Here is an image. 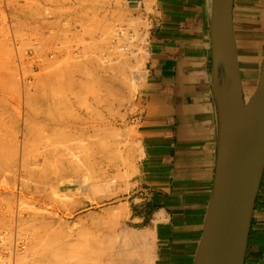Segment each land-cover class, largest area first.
Listing matches in <instances>:
<instances>
[{
    "label": "rangeland",
    "instance_id": "374dc122",
    "mask_svg": "<svg viewBox=\"0 0 264 264\" xmlns=\"http://www.w3.org/2000/svg\"><path fill=\"white\" fill-rule=\"evenodd\" d=\"M151 27L129 18L126 0H0V232L25 240L15 264H136L141 245L160 264L152 201L168 191L134 120ZM62 146L75 162L58 160ZM112 147L132 152L118 175L99 157Z\"/></svg>",
    "mask_w": 264,
    "mask_h": 264
},
{
    "label": "crops",
    "instance_id": "0c3cea01",
    "mask_svg": "<svg viewBox=\"0 0 264 264\" xmlns=\"http://www.w3.org/2000/svg\"><path fill=\"white\" fill-rule=\"evenodd\" d=\"M211 5L212 0H155L149 10L146 0H126L129 18L150 22L153 30L134 120L146 166L154 164L168 191L154 194L160 199L152 201L160 264H194L212 193L217 119ZM233 16L242 85L250 84L247 96L256 87L264 56V0H235ZM244 264H264V173Z\"/></svg>",
    "mask_w": 264,
    "mask_h": 264
},
{
    "label": "water",
    "instance_id": "95a60500",
    "mask_svg": "<svg viewBox=\"0 0 264 264\" xmlns=\"http://www.w3.org/2000/svg\"><path fill=\"white\" fill-rule=\"evenodd\" d=\"M234 1L212 0L211 5L217 155L194 264H244L264 173V56L256 87L245 96L234 29Z\"/></svg>",
    "mask_w": 264,
    "mask_h": 264
},
{
    "label": "bare ground",
    "instance_id": "6f19581e",
    "mask_svg": "<svg viewBox=\"0 0 264 264\" xmlns=\"http://www.w3.org/2000/svg\"><path fill=\"white\" fill-rule=\"evenodd\" d=\"M246 45H247V44H246ZM241 53H242V52H241ZM239 55H240V54H239ZM246 57H247V56H244V55L242 54V58H241V59H242L244 62L247 61L248 59H250V58H247V59H246ZM248 61H249V60H248ZM240 62H241V61H240ZM112 63H113V62H112ZM115 63H116V62H115ZM113 64H114V63H113ZM245 64H246V63H245ZM99 66H100V65H99ZM111 66H112V64H111ZM127 66H128V64H127ZM140 66H142V60H138L137 68L140 67ZM114 67H115V65H114ZM114 67H113V68H114ZM129 67H130V66H129ZM135 67H136V66H135ZM131 68H133V67H130V70H132ZM141 68H142V67H141ZM139 69H140V68H139ZM248 69H249V68H248ZM130 70H129V71H130ZM132 71H134V70H132ZM132 71H130V72H132ZM140 71H141V69H140ZM134 72H138V70H137V71H134ZM245 72H247L246 69H245ZM127 73H128V72H126V74H127ZM128 74H130V73H128ZM245 76L247 77V76H248V73H246ZM111 79H112V78H111ZM114 79H115V78H114ZM247 79H248V78H247ZM114 81H115V80H114ZM113 83H115V82H113ZM110 85H111V84H110ZM249 85H250V84H249ZM249 85H247V88L250 87ZM113 87H114V86H113ZM113 89L115 90V88H113ZM113 89H112V90H113ZM244 91H245V90H244ZM109 92H110V91H109ZM113 92H115V91H113ZM111 93H112V92H111ZM112 94H113V93H112ZM55 95H56V93H55ZM55 95H54V96H55ZM52 96H53V95H52ZM57 97H59V96H57ZM51 98L53 99L54 97H51ZM51 98H50V99H51ZM48 99H49V98L47 97V100H48ZM56 99H57V98H56ZM58 99H60V97H59ZM109 99H110V98H109ZM54 100H55V99H54ZM107 101H108V100H107ZM110 101H111V100H110ZM45 102H46V100H45ZM47 102L49 103V100H48ZM55 102H56V104H57V100H55ZM58 102H59V101H58ZM100 104H101V103H100ZM47 105H48V104H47ZM49 106H51V105H49ZM52 106H53V104H52ZM52 106H51V107H52ZM54 106H55V105H54ZM45 107H46V106H45ZM45 107H44V108H45ZM51 107H49V108H51ZM46 110H47V109H46ZM53 110H54V107H53V109H51V111H53ZM55 111H57V110H55ZM58 111H59V109H58ZM46 112H47V111H46ZM49 112H50V111H49ZM43 113H44V112H43ZM43 113H42V114H43ZM53 113H55V112H53ZM56 113H57V112H56ZM56 113H55V114H56ZM59 114H60V112H59ZM45 115H46V114H45ZM45 115H44V117H45ZM49 115H51V112H50ZM42 117H43V116H42ZM47 117H48V116H47ZM47 117H46V118H47ZM44 120H45V118H44ZM46 120H47V119H46ZM52 120H53V119H52ZM52 120H51V121H52ZM40 122H41V121H40ZM52 122H53V121H52ZM52 122H51V123H52ZM59 126H60V125H59ZM57 127H58V126H57ZM55 128H56V127H55ZM62 128H63V127H62ZM56 129H57V128H56ZM56 129H55V130H56ZM58 130H59V129H58ZM52 131H53V130H52ZM60 131H61V130H60ZM68 131H69V130H68ZM57 132H58V131H57ZM63 133H64V130H63ZM65 133H66V132H65ZM65 133H64V134H65ZM69 133H70V132H69ZM108 134H109V133H108ZM110 134L113 135V136H114V135L117 136V134H116V132H115L114 130H112ZM39 135H40V134H39ZM65 135H67V134H65ZM65 135H64L63 137H65ZM68 135H69V134H68ZM60 136H61V135H60ZM63 137H62V138H63ZM36 138H37L38 141H39V138H40V137H39V138L36 137ZM67 139H68V138H67ZM60 140H61V139H60ZM41 141H43V140H41ZM44 141H45V140H44ZM44 141H43V142H44ZM62 141H63V140H62ZM63 142H65V141H63ZM51 143H52V142H50V144H51ZM39 144H40V141H39ZM41 144H42V143H41ZM44 144H46V143H43L42 145H44ZM50 144H48V145H50ZM54 144H55V143H54ZM61 144H62V143H61ZM42 145H41V146H42ZM63 145H64V144H63ZM45 146H47V145H45ZM52 146L54 147L53 143L51 144V148H50V149L53 151ZM58 146L60 147V145H58ZM66 146H67V144H66ZM66 146H65V147H66ZM42 147H43V146H42ZM48 147H50V146H48ZM48 147H47V148H48ZM62 147H63V146H62ZM43 148H44V147H43ZM54 148H55V147H54ZM56 148H57V146H56ZM63 148H64V147H63ZM45 150H46V147H45ZM48 150H49V148H48ZM48 150H47V151H48ZM56 150H57V152H56V156H57L58 160H60L62 163L65 162L66 164L69 165V164H72L73 162H75V161H74V160H75V157H77V156L75 155L76 153L74 154L72 151L69 150V148H68V149H67V148H64V149L59 148V150H58V149H56ZM71 150H72V148H71ZM42 151H43V150H42ZM42 151H40L39 153H41ZM52 151H49V152H47V153H51ZM54 152H55V151H54ZM44 153H45V151H44ZM47 153H45V154H47ZM102 153H103V154H102L101 156H99V157H100L101 159L103 158L104 160H106V161H108L109 163H111V165H113V166H112V168H113L112 170H116L117 173H116V172H115V173H116L117 175L120 174V169H119V165H118L119 161L122 162L123 166L127 167V166L130 164V161H131L130 158H131V156H132V152H131V150H130V151H129V150L127 151L125 157L122 156V153H120V152L117 153V154H115L116 151H114L113 147H112L111 149H108V151H107V150H106L105 152L102 151ZM42 155H43V157L46 156V155L44 156V154H42ZM51 156H52V155H51ZM53 156H54V155H53ZM56 156H55V157H56ZM37 157H38V156H37ZM49 157H50V155H49V156H46V158H49ZM55 157H54V158H55ZM46 158L44 159V161L46 162L45 164L47 165V164L49 163V161H50V160H49L50 158L48 159L49 161H48ZM52 158H53V157H52ZM57 158H56V159H57ZM133 158H134V156H133ZM76 159H77V158H76ZM42 160H43V159H42ZM51 160H52V159H51ZM44 161H43V163H44ZM47 161H48V162H47ZM60 161H59V162H60ZM57 162H58V161H57ZM121 162H120V163H121ZM51 163H52V162H51ZM53 163H55V162H53ZM65 163H64V167H68V165L65 166ZM59 164H60V163H59ZM59 164H58V165H59ZM56 165H57V163H56ZM61 165H62V164H61ZM74 165H75V164H74ZM74 165H73V166H74ZM69 167H70V166H69ZM117 177H119V176H117ZM9 187H10V186H9ZM9 189H10V188H8V191H9ZM10 190H11V189H10ZM9 194H10V193H8V195H9ZM12 194H14V193H12ZM14 195H15V194H14ZM16 195H17V194H16ZM16 195H15V196H16ZM18 195H19V194H18ZM20 195H21V194H20ZM20 195H19V196H20ZM9 196H10V195H9ZM9 196H8V197L6 196V197H7V198H6L7 200L9 199ZM11 197H12V196H11ZM10 199H11V198H10ZM10 203H12L11 200H10ZM118 214H120V213H118ZM118 214H116V215L118 216ZM160 221H161V220H160ZM157 226H158V225H157ZM124 235H125V234H124ZM142 235H143V234H141V237H142ZM147 235H148V234H146V236H145V234H144V236H145V237H144V238H145V241H146ZM153 235H154V234H153ZM154 236H155V235H154ZM117 237H118V235L116 236V238H117ZM119 237H120V236H119ZM126 237H129L128 239H130V237L133 239V236H126ZM138 237H140V236H138ZM141 237H140V238H141ZM116 238H115V239H116ZM115 239H114V240H115ZM118 239H119V238H118ZM118 239L116 240V241H117L116 243L119 242ZM124 239H126V238H124ZM128 239H127L126 241H127V242L129 241L128 244H130V243H134L133 240H135L136 238L133 239V240H132V239L128 240ZM138 239H139V238H137L136 240H138ZM119 240H120V239H119ZM122 240H123V239H122ZM136 240H135V241H136ZM142 241H143V240H142ZM114 242H115V241H113V245H114ZM123 242H124V240L121 241L122 244H123ZM139 242H141V241H139ZM116 243H115V245H116ZM124 243L126 244V242H124ZM141 243H142V242H141ZM143 243H144V241H143ZM125 244H124V245H125ZM134 244L137 245V243H134ZM124 245H123V246H124ZM131 245H132V244H131ZM136 245H135V247H136ZM138 245H139V243H138ZM143 245H144V244H143ZM119 246H120V245H119ZM121 246H122V245H121ZM125 247H128V250H130L129 247H131V246H127V244H126ZM139 247H140V246H139ZM139 247H138V248H139ZM117 248H119V247H117ZM138 248H137V249H138ZM88 249H89V248H88ZM120 249H121V248H120ZM133 249H134V248H133ZM133 249H131V250H133ZM135 249H136V248H135ZM137 249H136V250H137ZM31 250H32V249H31ZM117 250H118V249H117ZM122 250H123V249H122ZM124 250H125V248H124ZM126 250H127V249H126ZM126 250H125V251H126ZM128 250H127V251H128ZM136 250H135V252H136ZM90 251H91V250H90ZM115 251H116V249H115ZM118 251H119V255H121V256H123V254L125 253L124 251H121V252H123V254H121L120 250H118ZM138 251H139V250H138ZM138 251H137V253H139V257H138V254H136V255H137V257L139 258V262H138V260L135 261L136 256L134 257L135 259L133 258L134 261L137 262L136 264H147V263H148V252L150 253L151 251L148 250V252H147V251L144 249V246H143V248H142V245H141V249H140V251H139V252H138ZM91 252H92V251H91ZM112 252H113V251H112ZM112 252H111V253H112ZM128 252H129V251H128ZM130 252H131V251H130ZM117 253H118V252H116V253L114 252L115 255H116ZM128 254H130V253H127V255H128ZM115 255H112V256L114 257ZM117 255H118V254H117ZM131 255H133V254H131ZM149 256L152 258L151 255H149ZM119 257H120V256H119ZM119 257H118V258H119ZM125 257H127V256H126V255L123 256V258H125ZM150 257H149V259H150ZM110 258H111V257H110ZM128 259H130V257H129V258L127 257V260H128ZM114 260H115V259H114ZM122 260H123V259H122ZM125 260H126V259H125ZM125 260H123V261H125ZM127 260H126L125 262H127ZM108 261H109V260H108ZM108 261H106V262H108ZM110 261H111V260H110ZM118 261H121V257H120V259H118ZM123 261H122V262H123ZM106 262H105V263H106ZM122 262H120V263H122ZM117 263H118V262H117ZM129 263H130V262H129ZM108 264H109V262H108ZM110 264H111V262H110ZM112 264H116V263H115L114 261H112ZM118 264H119V263H118ZM123 264H124V263H123ZM125 264H126V263H125ZM127 264H128V263H127ZM130 264H131V263H130ZM132 264H133V263H132ZM148 264H149V263H148ZM150 264H151V263H150Z\"/></svg>",
    "mask_w": 264,
    "mask_h": 264
},
{
    "label": "built area",
    "instance_id": "2783aa9c",
    "mask_svg": "<svg viewBox=\"0 0 264 264\" xmlns=\"http://www.w3.org/2000/svg\"><path fill=\"white\" fill-rule=\"evenodd\" d=\"M26 251L25 240L17 229L0 232V264H15L16 258Z\"/></svg>",
    "mask_w": 264,
    "mask_h": 264
}]
</instances>
